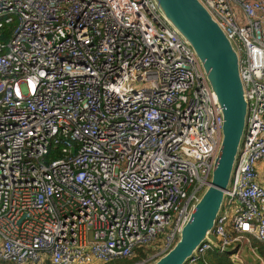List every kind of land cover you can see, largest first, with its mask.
<instances>
[{"label": "built area", "instance_id": "built-area-1", "mask_svg": "<svg viewBox=\"0 0 264 264\" xmlns=\"http://www.w3.org/2000/svg\"><path fill=\"white\" fill-rule=\"evenodd\" d=\"M200 1L238 48L249 104L212 232L240 263L264 246V0ZM221 136L192 52L150 0H0V264H105L158 234L161 256Z\"/></svg>", "mask_w": 264, "mask_h": 264}, {"label": "water", "instance_id": "water-1", "mask_svg": "<svg viewBox=\"0 0 264 264\" xmlns=\"http://www.w3.org/2000/svg\"><path fill=\"white\" fill-rule=\"evenodd\" d=\"M155 11L190 49L221 118L220 148L210 180L195 202L175 243L148 264H187L204 244L221 247L212 232L222 211L246 131L249 104L234 41L200 0H150ZM231 254L233 250L222 249Z\"/></svg>", "mask_w": 264, "mask_h": 264}, {"label": "trees", "instance_id": "trees-1", "mask_svg": "<svg viewBox=\"0 0 264 264\" xmlns=\"http://www.w3.org/2000/svg\"><path fill=\"white\" fill-rule=\"evenodd\" d=\"M12 30V26L8 28H4L2 30V36L8 35ZM59 155L57 153H50L48 157H46L47 160H52V159H57ZM259 252L262 257H264V246H261L259 248ZM230 254L227 253H219L216 250L214 251H209L205 255V263H200V264H232L230 260ZM146 258V249L144 248H139L135 251L134 256L131 259H116L109 261L105 264H111L115 262V264H135L136 262L142 261ZM1 264H10V263H1ZM44 264H49V263H44Z\"/></svg>", "mask_w": 264, "mask_h": 264}, {"label": "rangeland", "instance_id": "rangeland-1", "mask_svg": "<svg viewBox=\"0 0 264 264\" xmlns=\"http://www.w3.org/2000/svg\"><path fill=\"white\" fill-rule=\"evenodd\" d=\"M161 238H162V234H158V236H157L155 242L152 243V245H150L149 247H146V248H145V249H146V258H145V259H149V258H151L152 261H154L155 259H157L158 257H160V256H156L157 253H158V250L155 249V248H153V247H154L155 245H156V246H159V245H160V243H161ZM241 255H242V260L240 261V263H238V261H235V262H234V257H233V255L230 254L229 257H231L230 259H231L232 264H257L256 261L250 256V252H249V250H248V252H247V251H243V252H241V253L238 255V259H239V260H240V256H241ZM143 261H144V260L139 261V262L136 263V264H139V263H141V262H143ZM152 261H151V262H152ZM151 262H150V263H151ZM111 264H115V262H113V263H111Z\"/></svg>", "mask_w": 264, "mask_h": 264}, {"label": "crops", "instance_id": "crops-1", "mask_svg": "<svg viewBox=\"0 0 264 264\" xmlns=\"http://www.w3.org/2000/svg\"><path fill=\"white\" fill-rule=\"evenodd\" d=\"M260 247L261 246L259 244H257L255 241L251 240L248 245H245V246L242 247V249H241L242 251L241 252H243V251H247L248 252V250H249L250 256L256 261L257 264H259L258 258L261 257V260L264 259V257H262L261 254H260V252H259V248ZM241 252H239V254ZM241 260H242V255L240 256V261Z\"/></svg>", "mask_w": 264, "mask_h": 264}]
</instances>
